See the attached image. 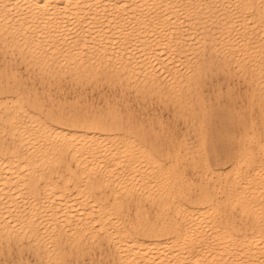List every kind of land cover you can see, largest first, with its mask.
Segmentation results:
<instances>
[{
	"label": "bare ground",
	"instance_id": "obj_1",
	"mask_svg": "<svg viewBox=\"0 0 264 264\" xmlns=\"http://www.w3.org/2000/svg\"><path fill=\"white\" fill-rule=\"evenodd\" d=\"M25 252L264 264V0H0V264Z\"/></svg>",
	"mask_w": 264,
	"mask_h": 264
},
{
	"label": "rangeland",
	"instance_id": "obj_2",
	"mask_svg": "<svg viewBox=\"0 0 264 264\" xmlns=\"http://www.w3.org/2000/svg\"><path fill=\"white\" fill-rule=\"evenodd\" d=\"M220 80V79H219ZM217 78H213L212 79V81L210 80L209 82H208V85H207V87H206V97H209V95L211 96V97H213V90H214V87H219L220 86V88L222 87V84H221V82H217V81H219ZM221 81V80H220ZM220 83V84H219ZM218 84V85H217ZM210 90H209V89ZM222 88H224V90H225V85H224V83H223V87ZM237 89V90H236ZM238 90H239V87L237 86L236 88H235V92L237 93H234V95H232L233 96V98L235 97V99H237L235 102L238 104V102H239V104L238 105H240L241 104V101H242V99L240 98V97H238ZM89 92L91 91V90H88ZM210 91V92H209ZM95 94V93H94ZM208 94V95H207ZM224 96H223V98L224 99H222L221 100V107H222V109L220 110V111H218V112H223V108L225 109V113L226 114H228L229 112H233L234 111V106L232 105V102L231 103H229V101H228V97L226 96V94H223ZM70 97H72V95L70 96ZM90 98L92 97V96H89ZM94 98H95V102L96 103H99V98H97V95L95 94L94 96H93ZM239 99V100H238ZM126 100H128V101H130V105L132 106V108L134 109V110H139L138 108H139V103L137 102V101H135L134 100V97L132 96V95H127L126 96ZM227 100V101H226ZM212 103L213 104H216L217 102L214 100V97H213V101H212ZM207 104L209 105V102H207ZM157 105V106H156ZM159 105V106H158ZM154 106V107H153ZM160 104L159 103H157V101H154L149 107H147V109L148 110H150V111H148L149 113L151 112H155V113H157L158 114V112H159V115L160 114H163V118H164V122H165V124L166 125H170L171 127H173L174 128V126H176V128H179L180 130H181V132H184L186 129V126H184V124H182L180 121H178V122H176V121H174V120H172V118H170L171 116H172V112L170 111V110H167L166 111V109H164L163 108V106H161V108H160ZM157 107V108H156ZM152 108H154V109H152ZM159 108V109H158ZM227 108V109H226ZM152 109V110H151ZM159 110V111H158ZM160 110H161V112H160ZM165 110V111H164ZM227 110H229V111H227ZM166 112V113H165ZM171 112V113H170ZM228 112V113H227ZM167 114V115H166ZM249 115V114H248ZM247 115V116H248ZM165 116V117H164ZM168 116H169V118H168ZM167 118V119H166ZM168 120V121H167ZM173 125V126H172ZM181 125V126H180ZM181 127V128H180ZM175 129V128H174ZM184 129V130H183ZM221 144V145H220ZM224 144H225V146H224ZM218 146V147H217ZM229 146H228V144H227V142L226 141H222V142H219L218 144H216V150H217V154H218V158L220 159V161H219V164H218V161H216V160H214L213 158V154L212 153H210V158H211V163H212V165H213V167H215L214 166V164L216 163V166L217 167H223V165L225 164V166L223 167V168H226V166L228 167L229 165H227V164H229V163H227V161L226 160H224L223 158H224V156H225V152H226V148H228ZM220 148V149H219ZM224 149V150H223ZM219 151V152H218ZM220 154V155H219ZM223 156V157H222ZM223 160H222V159ZM213 160V161H212ZM221 161H223V162H221ZM214 162V163H213ZM226 162V163H225ZM25 255H26V257L28 258V260H29V264H35V262H32V261H35L34 260V258L32 259V256H29V254H28V252H25ZM98 257V256H97ZM89 258H87L85 261L87 262V263H89V261L90 260H88ZM32 260V261H31ZM98 260V259H97Z\"/></svg>",
	"mask_w": 264,
	"mask_h": 264
}]
</instances>
